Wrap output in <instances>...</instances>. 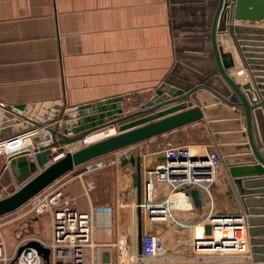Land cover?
Masks as SVG:
<instances>
[{
	"label": "crops",
	"instance_id": "crops-1",
	"mask_svg": "<svg viewBox=\"0 0 264 264\" xmlns=\"http://www.w3.org/2000/svg\"><path fill=\"white\" fill-rule=\"evenodd\" d=\"M190 5L199 6V3L181 1L174 6L185 8ZM170 7L169 0H0V105L14 109L18 105L62 100L68 108L122 97L123 112L141 106L176 63ZM243 16L227 13L226 27L239 24L264 28V19L251 21L244 20ZM178 18L191 20L200 16L184 14ZM205 18L210 20L207 27L188 23L178 29L210 30L213 13ZM192 35L183 34L179 39H199ZM224 37L231 41L227 32L217 33L216 43L223 52H230L233 56L235 67L227 71L229 76L238 85L250 84L253 102L260 105L262 97L256 93L258 91L247 76L232 41V47L227 51ZM240 70L244 78L236 80L232 74ZM178 80L196 85L182 78ZM197 100L201 102L199 97ZM182 102L188 103L180 101L175 104ZM262 109L264 114V105ZM215 116L229 120L224 115ZM241 130L245 131L243 127ZM232 132L231 128H227L222 133ZM76 144L64 148L71 151ZM200 144L213 146L204 119L79 166L56 180V183L62 184L65 195L74 198L75 207L80 212H87L91 207L111 208L110 226L97 228L94 237L98 243L112 244L123 237L119 227L122 214L130 217L133 227L131 203L135 190V170L130 165L121 166V156L139 154L144 166L148 154L165 146ZM233 144L238 143L230 145ZM260 148L264 152L263 143ZM56 150L55 147L50 148L51 153ZM234 156L246 157L251 154L240 152ZM29 158H33V154ZM2 161L0 158V163ZM96 163L102 166L88 170L89 165ZM252 163L245 160L238 164L247 166ZM37 170L39 172L42 168L37 167ZM221 174L226 190L219 194L214 192L217 202L225 204L224 212L234 213L238 209L246 219L244 208L222 162L218 175L221 177ZM251 179L262 180L264 176ZM0 185L7 189L20 187L9 172V167L0 174ZM230 190L233 191L232 200L226 196ZM249 190L260 191L264 188ZM253 196L263 197L264 193ZM124 208L128 210H121ZM115 253V248H105L101 254L103 264H114ZM233 264H251V261Z\"/></svg>",
	"mask_w": 264,
	"mask_h": 264
},
{
	"label": "water",
	"instance_id": "water-1",
	"mask_svg": "<svg viewBox=\"0 0 264 264\" xmlns=\"http://www.w3.org/2000/svg\"><path fill=\"white\" fill-rule=\"evenodd\" d=\"M181 1L197 2L199 6H174ZM169 3L176 63L141 106L123 112L122 97L74 109L66 108L62 100L29 106L18 105L14 109L0 105V141L29 129L37 128L41 131L31 139V150L11 156L7 164L4 161L0 163V174L9 167L15 182L20 184L18 189L14 186L8 188L9 195L0 200V217L16 211L79 166L204 119L244 208L251 264H264V217L260 216L264 215V196H253L264 193V190H249L264 188V179H251L264 176V152L260 148L264 144V28L239 24L226 27L227 13L232 12L244 15V20H263L264 0H169ZM213 7L215 10H212ZM212 13L210 30L178 29L188 23H199L202 27H207L210 20L205 16ZM184 14L199 15L200 18H178ZM225 32L229 34L247 76L254 83L255 90L258 91L256 93L262 97L260 105L253 102L249 92L250 84L238 85L227 72L235 67L233 56L230 52H223L222 47L216 43V34ZM187 33L194 34L192 36L199 39H179ZM197 52L201 54H196ZM198 97L201 102H198ZM180 101L188 103L175 104ZM192 105L195 107L191 108ZM175 112L178 113L173 114ZM215 113L224 115L229 120L224 121L222 117L215 116ZM170 114L172 115L167 116ZM242 127L245 129L243 132ZM107 128L114 129V134L74 151H66L64 148L80 143L88 136ZM227 128L234 132L222 133ZM231 143L238 144L230 145ZM52 147L57 149L56 152H50ZM240 152L251 156H234ZM30 154H33V158H29ZM60 154L64 156L54 160ZM245 160L253 163L247 166L238 164ZM119 163L121 166L130 165L135 170L134 187L139 204L141 156L122 155ZM37 167L42 170L38 172ZM190 195L194 206L198 207L196 191L192 190ZM226 196L232 200L233 191L226 192ZM236 212L239 215L238 209ZM141 237L140 212L137 210L138 257L141 256ZM27 249H34L47 262L49 250L39 241L32 240L20 247L17 256Z\"/></svg>",
	"mask_w": 264,
	"mask_h": 264
},
{
	"label": "built area",
	"instance_id": "built-area-1",
	"mask_svg": "<svg viewBox=\"0 0 264 264\" xmlns=\"http://www.w3.org/2000/svg\"><path fill=\"white\" fill-rule=\"evenodd\" d=\"M240 73L243 74V71ZM40 132L37 128L29 129L0 141V158L7 164L11 156L31 150V139ZM21 143L26 145L20 147ZM80 143L82 146L88 145L86 138ZM63 156L60 154L54 160ZM101 166V163H96L90 165L88 170L93 171ZM220 168L221 158L217 150L203 144L165 146L148 154L144 166L141 157L140 201L137 204L134 188L131 203L132 238L129 242L124 236L112 244L98 243L94 237L97 228L110 226L111 208L91 207L87 212H80L75 207L74 198L65 195L62 184L55 181L32 198L33 201L30 200L25 212L35 216L46 213L49 216V239L39 241L49 250L47 262L34 249L24 250L17 256L19 248L32 241V238L20 239L9 250L0 232V264H103L102 251L110 247L115 248L116 259L120 264H124L126 259L133 264L165 263L175 258L174 253L166 247L167 235L173 229L185 234L174 241L179 246L189 247V258L192 260L199 263L207 260L210 264L249 262L251 254L246 219L240 212L237 215L236 211L219 213L215 210L213 187ZM190 190L197 193L198 207L194 206L190 196H185ZM8 195L7 187L0 185V200ZM199 209L202 216L198 223L192 224L183 219L184 214L193 215ZM137 210L140 212L142 229L140 257L137 255ZM205 222L211 226L212 234L198 236L195 230ZM222 225L228 229H221L223 236L219 239L218 247L213 248L214 228Z\"/></svg>",
	"mask_w": 264,
	"mask_h": 264
},
{
	"label": "rangeland",
	"instance_id": "rangeland-1",
	"mask_svg": "<svg viewBox=\"0 0 264 264\" xmlns=\"http://www.w3.org/2000/svg\"><path fill=\"white\" fill-rule=\"evenodd\" d=\"M233 54L235 56V53H233ZM212 144H213V142H212ZM213 147H214V149L217 150V148L214 144H213ZM221 162H222V160H221ZM222 165H224V164L222 163ZM76 170H78V169H76ZM220 170H221V168L219 169V171ZM217 179L218 180L216 181V183L214 185V191L213 192L216 191L217 194H219V193L226 190V184L224 181V176H222V174H221V177L218 175ZM191 191L192 190L186 192L185 196L191 197V195H190ZM214 198H215V196H214ZM31 201H33V199ZM31 201L26 203L25 205H23L22 207H20L16 211H14L8 215H5L3 217H0V232L3 236V238L5 239L6 245H7L9 250H12L15 247V245L17 244V242L23 238H32L33 240L43 241V242H45L49 239V216H48V214L44 213V214L39 215V216L25 214V212L29 208V203H31ZM224 206H225L224 203L217 202V200L215 198V210L217 212H219V213L224 212V210H223L225 208ZM121 210H128V209L124 208ZM127 212H129V211H127ZM201 216H202L201 210L199 209V210H195L193 215L192 214H184L183 219L187 220L189 223L196 224L199 222V220H201L200 219ZM119 223L118 224H119L120 231H121L120 234L123 237L125 236L127 238V240L130 242L131 238H132V234H133L132 233L133 227L131 228V225H130L131 224L130 217L128 218L126 214H122L120 216ZM203 226L206 229V236H210L212 234L211 233V231H212L211 226H209L207 222H205ZM219 232H221V230L218 231V233ZM181 235H185V234L178 233L177 230H175V229H173L167 235L166 247L169 249V251L174 253V257H175L174 259L167 261L165 263L144 262L143 264H204L207 262H209L207 264H210V261H207V260L199 263L198 261L192 260L191 258H189V255L191 254L189 247L179 246L178 244H175L174 240H176V237L181 236ZM130 249H131V244H130ZM176 253H178V254L180 253L181 255H178ZM114 264H120L116 258H115ZM124 264H133V263H131V261L126 259L124 261ZM211 264H215V263H211ZM216 264H220V262L219 263L217 262Z\"/></svg>",
	"mask_w": 264,
	"mask_h": 264
},
{
	"label": "bare ground",
	"instance_id": "bare-ground-1",
	"mask_svg": "<svg viewBox=\"0 0 264 264\" xmlns=\"http://www.w3.org/2000/svg\"><path fill=\"white\" fill-rule=\"evenodd\" d=\"M224 43H225V46H226V49L227 51L230 49V47H232V44H231V41L227 38V37H224ZM221 45H222V38H221ZM241 71V70H240ZM240 71L236 72L235 75L232 74V76L236 79V80H241L242 78H244L243 74L240 73ZM114 134V129H108L106 131H101V132H98V133H94L90 136H88L86 138V142L87 144H90V143H93L95 141H98L102 138H104L105 136H108V135H112ZM24 145H26L25 143H21L20 147H23ZM79 147H82L81 143H77L76 145H74L71 149V151H74L76 150L77 148ZM213 222H224L223 220H214ZM221 229H228L227 226H224L222 225L221 227H216L214 228V238H215V243L213 245V248L214 247H218V242H219V239L220 237L223 236L222 232H219ZM218 230V231H217ZM195 233L198 235V236H205L206 235V229L205 227L203 226H198L195 230ZM218 234V235H217Z\"/></svg>",
	"mask_w": 264,
	"mask_h": 264
}]
</instances>
